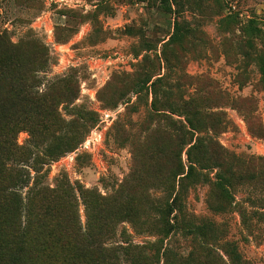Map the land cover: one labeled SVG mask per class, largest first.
<instances>
[{"label": "rangeland", "instance_id": "374dc122", "mask_svg": "<svg viewBox=\"0 0 264 264\" xmlns=\"http://www.w3.org/2000/svg\"><path fill=\"white\" fill-rule=\"evenodd\" d=\"M0 39V264H264V0H0Z\"/></svg>", "mask_w": 264, "mask_h": 264}, {"label": "trees", "instance_id": "16d2710c", "mask_svg": "<svg viewBox=\"0 0 264 264\" xmlns=\"http://www.w3.org/2000/svg\"><path fill=\"white\" fill-rule=\"evenodd\" d=\"M12 51V48L6 44V41L4 39H0V56L4 55H10ZM13 97L7 101V110L9 112H14L13 109L17 107L19 104L24 105V109H26V113L29 114L31 112H37L41 110H49L50 112L53 111L54 103L53 100L50 99L49 101L45 100L43 97L36 95L33 93L30 87L27 86H20V87H14L13 89ZM11 100V101H10ZM11 104V105H9ZM8 112V113H9ZM3 125L0 124V131L3 129ZM258 136L264 138V135H262L260 132L257 133ZM195 145L191 147V149H194ZM0 149V154H1ZM1 159H0V229L7 235L8 239L16 238L15 234L19 235V225L18 221H7L8 220V214H7V205L9 203V199L12 198L11 195L6 193V189L9 186V183H5V180L3 179V171L1 168ZM192 170L193 167L190 166L188 173L180 178V181L183 179H189L192 176ZM217 182L216 187L217 189L223 194L224 197H228V181L224 179L221 176H216ZM177 193L174 194V197L171 202V213L173 205L177 203ZM14 198V197H13ZM6 207V208H5ZM16 211V208H15ZM171 221H176V218L173 217ZM44 227H47L46 225H43ZM12 235V237H11ZM39 239V238H37ZM83 262V261H82ZM82 262L80 264H82Z\"/></svg>", "mask_w": 264, "mask_h": 264}]
</instances>
